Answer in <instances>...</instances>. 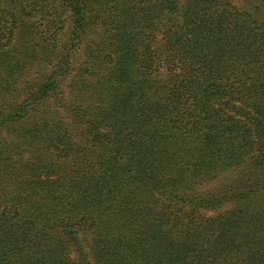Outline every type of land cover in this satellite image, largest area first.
Here are the masks:
<instances>
[{
  "label": "trees",
  "instance_id": "trees-1",
  "mask_svg": "<svg viewBox=\"0 0 264 264\" xmlns=\"http://www.w3.org/2000/svg\"><path fill=\"white\" fill-rule=\"evenodd\" d=\"M242 4L0 0V264H264Z\"/></svg>",
  "mask_w": 264,
  "mask_h": 264
},
{
  "label": "rangeland",
  "instance_id": "rangeland-1",
  "mask_svg": "<svg viewBox=\"0 0 264 264\" xmlns=\"http://www.w3.org/2000/svg\"><path fill=\"white\" fill-rule=\"evenodd\" d=\"M242 1H243V0H234V3L237 4L239 7H243L244 5L242 4ZM208 213H209L210 215H213V214L216 213V211H208Z\"/></svg>",
  "mask_w": 264,
  "mask_h": 264
}]
</instances>
